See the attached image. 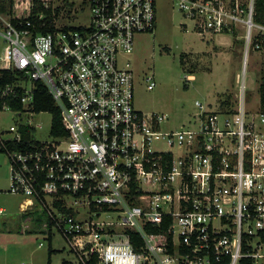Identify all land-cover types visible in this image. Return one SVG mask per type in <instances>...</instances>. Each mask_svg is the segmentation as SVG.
I'll list each match as a JSON object with an SVG mask.
<instances>
[{
	"label": "built area",
	"instance_id": "2783aa9c",
	"mask_svg": "<svg viewBox=\"0 0 264 264\" xmlns=\"http://www.w3.org/2000/svg\"><path fill=\"white\" fill-rule=\"evenodd\" d=\"M4 1L0 73L15 80L0 84V112L18 119L0 130V152L19 214L40 213L45 239L59 232L79 264H264V68L250 93L246 83L250 51L264 55L256 0H172L202 37L231 33L245 52L231 98L214 109L196 102L199 125L168 132L167 114L135 108L134 69L123 60L137 35L156 31L157 0H79L88 26L58 24V0H43L54 24L44 33L14 23ZM49 18L36 14L44 29ZM40 90L61 114L64 134L51 125L50 141L32 122L44 113L35 110Z\"/></svg>",
	"mask_w": 264,
	"mask_h": 264
},
{
	"label": "rangeland",
	"instance_id": "374dc122",
	"mask_svg": "<svg viewBox=\"0 0 264 264\" xmlns=\"http://www.w3.org/2000/svg\"><path fill=\"white\" fill-rule=\"evenodd\" d=\"M8 9L10 0L1 2ZM63 17L58 24L88 26L91 13L88 4L79 0L70 3L56 1ZM1 8V4H0ZM67 11V12H65ZM74 11L71 17L67 13ZM158 23L154 33L135 37V49L123 56L134 69V106L145 114H167L162 132L179 130L183 125H199L200 108L196 102L214 109L223 99L236 92L237 74L241 73L245 42L236 41L233 34L207 35L203 38L194 31L193 23L178 9L172 0H157ZM4 13V12H0ZM188 29V31H187ZM210 38H212L210 40ZM4 42L0 36V56ZM248 93L259 82V68H264V55L252 50L249 53ZM194 77L188 79L187 76ZM153 76L155 86L147 78ZM252 105L251 98H248ZM18 117L7 110L0 112V130L16 124ZM52 114L44 112L33 118V124L43 125L37 138L50 141ZM157 148H168L166 143H155ZM22 199L10 193V162L0 152V264H48L49 251L53 250L51 264H79L67 241L54 231L52 241L45 239L43 226L35 219L19 214ZM39 216L40 213H39ZM25 221L31 229L24 233ZM31 230V231H30ZM43 243L40 247L39 244Z\"/></svg>",
	"mask_w": 264,
	"mask_h": 264
},
{
	"label": "trees",
	"instance_id": "16d2710c",
	"mask_svg": "<svg viewBox=\"0 0 264 264\" xmlns=\"http://www.w3.org/2000/svg\"><path fill=\"white\" fill-rule=\"evenodd\" d=\"M27 2V0H11L10 10H11V16L12 21L14 23L18 22L19 20L27 21L30 20L32 22V25H35L37 28H40L41 32L44 33L46 31H52L54 29V24L52 20V9H44L42 6L43 0H35L36 4L33 9H29L28 7H23V5ZM39 12H45L47 15L50 16L49 20H47L46 28L44 29V21H39L36 19V14ZM255 21L257 23L264 24V0H256L255 2ZM56 13L58 15L59 9H56ZM52 20V21H51ZM14 75L11 72L4 71L0 73V84L2 87H4L6 84L12 83L14 79ZM231 98L228 97L229 100ZM264 98V97H263ZM264 100V99H263ZM10 103V102H9ZM13 107L15 109H19L21 106L18 103L11 102ZM35 110L39 113L41 112H49L52 114V133L55 136H60L64 134L62 124H61V114L58 108H56L52 97L45 92V90H40L37 92L35 96ZM72 211H68V213H71ZM34 218L36 219V222H38V225H41V222L44 220V218L41 216H37L34 213ZM37 216V217H36ZM52 238L50 236V242L52 241ZM54 251H49V261L48 264H51V257L53 255ZM89 264H98V260L96 257L92 258L91 261H89Z\"/></svg>",
	"mask_w": 264,
	"mask_h": 264
},
{
	"label": "crops",
	"instance_id": "0c3cea01",
	"mask_svg": "<svg viewBox=\"0 0 264 264\" xmlns=\"http://www.w3.org/2000/svg\"><path fill=\"white\" fill-rule=\"evenodd\" d=\"M203 38H206V37H203ZM212 38H210V40H211ZM191 77H194V75L193 74H189L188 76H187V78H191ZM48 261H49V259H48ZM51 263H52V257H51ZM64 264H67V262L66 261H64Z\"/></svg>",
	"mask_w": 264,
	"mask_h": 264
},
{
	"label": "bare ground",
	"instance_id": "6f19581e",
	"mask_svg": "<svg viewBox=\"0 0 264 264\" xmlns=\"http://www.w3.org/2000/svg\"><path fill=\"white\" fill-rule=\"evenodd\" d=\"M192 79H193V78H192ZM192 79H191V80H192Z\"/></svg>",
	"mask_w": 264,
	"mask_h": 264
}]
</instances>
